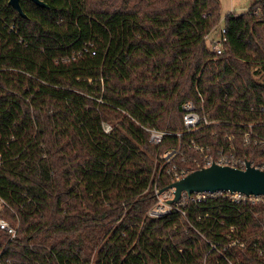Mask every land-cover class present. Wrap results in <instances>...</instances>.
<instances>
[{"label":"trees","instance_id":"trees-1","mask_svg":"<svg viewBox=\"0 0 264 264\" xmlns=\"http://www.w3.org/2000/svg\"><path fill=\"white\" fill-rule=\"evenodd\" d=\"M41 1L20 0L22 18L0 0V219L17 233L0 231L1 264H228L206 256L210 242L231 264H264L262 207L147 215L171 184L161 165L176 134L213 153L231 142L257 165L243 124L264 120V0L226 15L220 56L207 45L219 0ZM186 102L211 125L183 135ZM145 128L171 135L151 144ZM183 155L173 162L196 171ZM229 226L243 250L223 251Z\"/></svg>","mask_w":264,"mask_h":264},{"label":"built area","instance_id":"built-area-1","mask_svg":"<svg viewBox=\"0 0 264 264\" xmlns=\"http://www.w3.org/2000/svg\"><path fill=\"white\" fill-rule=\"evenodd\" d=\"M219 24V23H218ZM218 24L216 26H218ZM13 30V28H11ZM225 41V29L224 27L220 30V37L216 40H212L211 48L213 52L217 55H221V47L223 42ZM93 54V53H92ZM264 82V81H263ZM202 101V99H201ZM105 104L103 101L99 100L98 109L103 110ZM182 124L184 127V134H193L201 129L207 128L211 125L207 116L201 112L198 113L195 106L191 102H186L182 105ZM261 111H264V107L261 108ZM245 130H243V145L247 147H251L253 149L258 150L259 161L257 165H253L250 163V166L263 171L264 172V120L243 124ZM104 131L106 133L110 132L111 128L108 124H103ZM149 136V143L159 145L162 143L163 139L166 136L171 134L166 131H160L157 129H146ZM182 134H176L175 137L178 138V147L174 150L167 151L163 155V164L161 165V169L164 168L166 176H168L171 184L180 181L189 173L193 172L190 168L179 167L177 166L173 160L177 157H182L181 161L183 162V150L192 152L197 156L196 159L192 161L194 167L197 170L209 168L212 165L222 166V167H230L235 169H245V164L248 163L246 160H241L234 155V147L231 142H228L226 145L227 149L225 150L223 147L218 148L216 152H211L210 147L207 145H200L196 143L194 139H190L189 141L182 142L180 136ZM227 141L231 140L230 136L225 137ZM252 149V150H253ZM157 201L152 209L148 212V216L152 219H163L170 215L173 212L179 213L181 216L185 215L183 211L189 203L201 204L208 200L222 201L234 205H244L247 204L253 207H262V210L256 214L259 216V228L261 232L264 234V197L263 196H246L238 192H216V193H194L187 194L186 192H182L179 200L173 204H169L171 200L174 199V189H167L161 191H155ZM161 192V193H160ZM1 206H5V202L0 199V208ZM205 218V216H204ZM204 218L202 216H198L196 221L200 222ZM219 225H224V220H215ZM190 225V224H189ZM0 231L5 232L9 235V242H14L16 240V228L12 227L8 221L4 219H0ZM200 237L203 238V235L199 234ZM224 238L226 239V243L223 246V251L228 250L229 248L236 247L238 249L243 250L245 247V243L240 239L238 235V229L235 226H229L227 228V232L224 234ZM209 244V252H215L217 256H219L222 260L231 264L226 257V255L218 249L217 244L208 243ZM259 256H262V251L255 249ZM7 264H12L10 260L6 261ZM21 263V262H20ZM19 263V264H20ZM1 264V262H0ZM24 264H40L38 261H30L25 262ZM50 264V263H46Z\"/></svg>","mask_w":264,"mask_h":264},{"label":"water","instance_id":"water-1","mask_svg":"<svg viewBox=\"0 0 264 264\" xmlns=\"http://www.w3.org/2000/svg\"><path fill=\"white\" fill-rule=\"evenodd\" d=\"M28 1L40 8L47 7L41 0ZM8 6L20 17L26 18L20 0H8ZM167 189H174V199L169 204L177 202L182 192L189 195L194 193L238 192L246 196L264 197V172L250 166L249 163L245 164L243 170L212 165L209 168L189 173L180 181L170 184L165 190Z\"/></svg>","mask_w":264,"mask_h":264},{"label":"rangeland","instance_id":"rangeland-1","mask_svg":"<svg viewBox=\"0 0 264 264\" xmlns=\"http://www.w3.org/2000/svg\"><path fill=\"white\" fill-rule=\"evenodd\" d=\"M261 0H219L221 19L218 26L209 35V39L216 40L220 37V30L224 27L225 17L228 14L241 15L245 13L249 7ZM211 50V45L207 44Z\"/></svg>","mask_w":264,"mask_h":264}]
</instances>
